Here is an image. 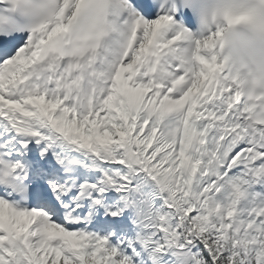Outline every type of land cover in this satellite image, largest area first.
<instances>
[{"label":"snow or ice","instance_id":"1","mask_svg":"<svg viewBox=\"0 0 264 264\" xmlns=\"http://www.w3.org/2000/svg\"><path fill=\"white\" fill-rule=\"evenodd\" d=\"M17 2L0 264H264V102L214 54L222 29L193 38L179 0H43L33 25Z\"/></svg>","mask_w":264,"mask_h":264},{"label":"clouds","instance_id":"2","mask_svg":"<svg viewBox=\"0 0 264 264\" xmlns=\"http://www.w3.org/2000/svg\"><path fill=\"white\" fill-rule=\"evenodd\" d=\"M43 0H18L3 14L29 25L38 23ZM179 9L189 11L196 27L188 31L199 39L221 30L214 54L224 63L245 98L264 102V0H179ZM243 13L229 24L226 16Z\"/></svg>","mask_w":264,"mask_h":264}]
</instances>
